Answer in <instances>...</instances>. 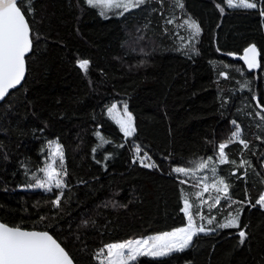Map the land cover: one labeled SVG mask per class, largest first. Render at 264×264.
Instances as JSON below:
<instances>
[{
  "label": "trees",
  "instance_id": "trees-1",
  "mask_svg": "<svg viewBox=\"0 0 264 264\" xmlns=\"http://www.w3.org/2000/svg\"><path fill=\"white\" fill-rule=\"evenodd\" d=\"M259 1L252 10H228L225 0H146L105 17L86 0H31L26 76L0 104V222L49 232L74 264H100L96 254L107 244L186 225L187 196L194 216L216 217L205 225L216 230L198 234L183 251L131 264H264V209L255 204L264 194V120L253 99L264 105ZM188 20L200 27L195 37ZM251 44L260 64L247 72L229 56ZM80 59L90 62L87 72L77 68ZM125 103L135 127L127 138L108 111ZM233 121L248 147L228 144V162L219 164ZM50 142L62 146L67 173L59 207L52 201L60 189L28 187L33 172L41 176ZM137 146L155 167L134 162ZM209 157L207 167H197ZM210 164L229 186V198L214 207L201 203L208 195L196 196L190 175L207 174ZM236 209L238 228H216Z\"/></svg>",
  "mask_w": 264,
  "mask_h": 264
},
{
  "label": "snow or ice",
  "instance_id": "snow-or-ice-1",
  "mask_svg": "<svg viewBox=\"0 0 264 264\" xmlns=\"http://www.w3.org/2000/svg\"><path fill=\"white\" fill-rule=\"evenodd\" d=\"M86 2L90 7L100 8L99 14L106 17V13L110 10L121 9L119 14L123 15L125 11L145 4L146 0H86ZM177 3L179 4V0H177ZM227 5L235 8L254 9L257 7V2H250V0H227ZM179 6L183 7V5ZM31 10V0H28L27 7H24V0H0V101H3L10 94V90L16 89L25 79L26 57L33 49L32 29L30 22L26 18ZM261 15H264V10L261 11ZM167 22L172 23L171 20ZM185 24L191 29L192 37L199 34L200 27L195 21L188 20L185 21ZM256 54V47L251 45L244 49V55L240 57L246 62L249 69L259 66ZM89 63L86 59L77 61L79 68L85 72H87ZM221 75L226 74L221 73ZM256 107L260 108L257 116H261V119L264 120V105L258 102ZM116 108V104L111 105L108 109L109 113H112ZM117 123L120 125L125 138L132 136L135 132L133 116L128 111L126 103L123 107V115L121 119L117 120ZM232 123L235 126V131L232 132L227 142L219 145L220 163L228 162L225 153L228 144L239 140V143L245 148L248 147V142L240 138V126L236 124V121ZM97 136H100L99 132ZM101 139L103 140V137ZM258 139L260 138L258 137ZM104 142L107 143L108 141ZM140 150V146H137V158L141 160L142 166L155 167V164L144 163V159H150V157H147V153L144 154V157H139ZM57 156L59 158L58 163ZM48 158L52 162L46 163L44 167L38 170L43 173V177H36L35 172H33L32 175L35 177V181L34 183H29L28 187L41 188L49 192L53 188L60 189V194L52 201L53 205L59 207L63 188L65 187L63 176L67 174L64 169L62 146L57 143L56 152H50ZM211 160L212 157H209L208 161L199 163L197 167L203 169L207 167V164ZM231 163L235 164L236 162L231 161ZM247 163V161H241L240 166ZM173 171L185 175H188L190 172L189 169L184 167H175ZM212 171L215 173L216 169L213 167ZM217 184L223 185L224 198L228 199V184L223 178L215 181L213 187H216ZM204 191H208L207 184H205ZM217 191H220L218 187ZM196 196L199 198L200 194L197 193ZM215 200L216 204H219L220 197H216ZM201 203L204 202L202 201ZM255 204L264 208V194L259 196ZM193 206V204L189 203L187 196H185L182 211L187 216L186 225L170 232L147 238L107 244L97 252V258L103 256L101 264H104V260L107 261V264H129L130 261L135 262L142 255L165 256L173 251H183L192 244L194 237L198 234L216 230L215 228H206L205 224H196V216L200 220L206 221L207 225H212L216 221V217H206L199 211L194 216L189 211ZM209 211H211V207ZM241 211L242 209H236L234 212L229 211L224 222L216 223V228H238ZM239 237L241 243H243L246 232L241 229ZM105 249L107 250L106 255ZM0 264H73V258L65 250V247H62L57 239L47 231L27 230L19 225L13 227L6 223H0Z\"/></svg>",
  "mask_w": 264,
  "mask_h": 264
},
{
  "label": "rangeland",
  "instance_id": "rangeland-1",
  "mask_svg": "<svg viewBox=\"0 0 264 264\" xmlns=\"http://www.w3.org/2000/svg\"><path fill=\"white\" fill-rule=\"evenodd\" d=\"M250 2H257V6H258V4H259V0H250ZM225 5H226V8L228 9V10H237V9H241V10H252V9H246V8H235V7H229L228 5H227V0H225ZM100 9V8H99ZM133 9V8H132ZM131 10V9H130ZM100 11H101V9H100ZM257 68V67H256ZM255 68V69H256ZM123 107L124 106H122V105H120V106H118L117 105V108H116V110H114L112 113H109L110 114V116L117 122V120H119V119H121V117H122V115H123ZM120 126V125H119ZM234 131H235V129H234ZM232 135V134H231ZM240 136H241V132H240ZM235 142V141H234ZM237 142H239V140H237ZM56 142H53V143H50L49 144V146H48V157H49V153L50 152H53V153H55L56 152ZM240 145L243 147V148H245L241 143H240ZM139 155V154H138ZM47 157V162L46 163H51L52 161L51 160H49V158ZM139 157H144V156H142V155H139ZM56 159H57V163H58V156L56 157ZM133 160L134 161H137V163L138 164H140V165H142V163H141V160L140 159H138L137 158V153H136V149H134L133 150ZM217 161H218V163L219 164H221L220 163V160H219V149H218V157H217ZM144 163H148V164H151V162L149 161V160H147V158H145L144 159ZM239 165H241V163H239ZM214 167V165L213 164H210L209 165V168H208V173L207 174H205V172L204 173H197V174H195V173H192V174H190L191 176H193L195 179H197V185H196V189L199 191V194H200V197H203V195L205 194V195H208V197L206 198V199H202V201L204 202V204H206L207 206H209L210 205V203H211V205L213 206V205H216V200H215V198L216 197H220V200L222 199L221 197H222V195H224V192H223V185H219V184H217V186L216 187H213V184H214V182L215 181H217L218 179H219V177H217V174L216 173H213V171H212V168ZM147 168H149V167H147ZM215 168V167H214ZM263 168H264V162H263ZM40 177H43V173H41V176ZM192 177V178H193ZM205 184H207L208 185V191H204V187H205ZM217 187L220 189V191H217ZM54 189V188H53ZM32 190H34V191H42V192H49V191H46V190H44V189H41V188H32ZM261 207V206H260ZM183 208H184V206H183ZM262 208V207H261ZM264 209V208H263ZM185 214V213H184ZM186 216V215H185ZM187 217V216H186ZM210 218V217H209ZM202 221V220H201ZM196 222V224H197V221H195ZM186 224H187V222H186ZM201 224V223H200ZM202 224H205V225H207L206 224V221H203L202 222ZM197 225H199V224H197ZM172 231V230H171ZM168 232H170V231H168ZM163 233H165V232H163ZM159 234H161V233H157V234H154V235H151V236H155V235H159ZM151 236H149V237H151ZM147 238V237H146ZM137 239H140V238H137ZM142 239V238H141ZM133 240H136V239H133ZM104 248V247H103ZM174 252H177V251H173V252H171V253H169V254H167V255H165V256H150V255H142V256H145V257H148V258H152V259H157V258H163V257H166V256H168V255H170V254H172V253H174ZM106 253H107V250L105 249V255H106ZM140 257V256H139ZM96 258H97V256H96ZM97 260H98V262L101 264V260H103V256H101V257H99V258H97ZM131 263H133L132 261H130L129 262V264H131ZM104 264H107V261L106 260H104Z\"/></svg>",
  "mask_w": 264,
  "mask_h": 264
},
{
  "label": "water",
  "instance_id": "water-1",
  "mask_svg": "<svg viewBox=\"0 0 264 264\" xmlns=\"http://www.w3.org/2000/svg\"><path fill=\"white\" fill-rule=\"evenodd\" d=\"M262 17H264V15H262ZM251 45H253V44H251ZM251 45H249V46H251ZM249 46H247L246 48H248ZM255 46V45H254ZM256 47V46H255ZM256 60H257V63H258V65L260 64V53H259V50H258V48L256 47ZM244 55V50L241 52V54L240 55H230L229 57L232 59V60H234V61H238V62H240L241 63V65L245 68V70L247 71V72H253L254 71V69L256 68H253V69H249L248 68V66H247V64H246V62L243 60V59H241L240 57H242ZM77 66V68H79V66H78V64L76 65ZM80 69V68H79ZM81 70V69H80ZM22 83V82H21ZM21 85V84H20ZM20 85H18L17 86V88H19V86ZM16 88V89H17ZM16 89H13V90H10V92H12V91H14V90H16ZM8 96V95H7ZM5 100V99H4ZM3 100V101H4ZM3 101H0V104L3 102ZM254 102H255V106L257 105V103H258V101H257V99L255 98V100H254ZM256 109L260 112V108H257L256 107ZM1 223V222H0ZM36 231V230H35ZM74 264V263H73Z\"/></svg>",
  "mask_w": 264,
  "mask_h": 264
}]
</instances>
